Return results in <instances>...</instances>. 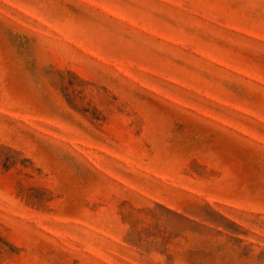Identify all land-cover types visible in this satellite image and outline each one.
<instances>
[{
    "label": "rangeland",
    "instance_id": "374dc122",
    "mask_svg": "<svg viewBox=\"0 0 264 264\" xmlns=\"http://www.w3.org/2000/svg\"><path fill=\"white\" fill-rule=\"evenodd\" d=\"M0 264H264V0H0Z\"/></svg>",
    "mask_w": 264,
    "mask_h": 264
}]
</instances>
